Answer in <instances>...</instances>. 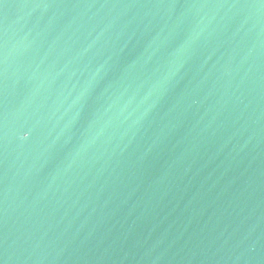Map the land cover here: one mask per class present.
<instances>
[{
    "label": "water",
    "instance_id": "95a60500",
    "mask_svg": "<svg viewBox=\"0 0 264 264\" xmlns=\"http://www.w3.org/2000/svg\"><path fill=\"white\" fill-rule=\"evenodd\" d=\"M0 264H264V0H0Z\"/></svg>",
    "mask_w": 264,
    "mask_h": 264
}]
</instances>
